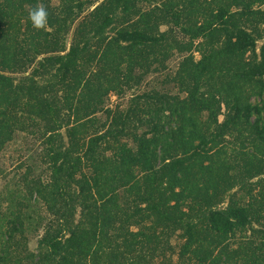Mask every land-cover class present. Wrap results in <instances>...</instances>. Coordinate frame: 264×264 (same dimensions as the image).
<instances>
[{"label": "trees", "instance_id": "16d2710c", "mask_svg": "<svg viewBox=\"0 0 264 264\" xmlns=\"http://www.w3.org/2000/svg\"><path fill=\"white\" fill-rule=\"evenodd\" d=\"M263 3L0 0V149L29 130L50 167L44 187L31 188L52 215L34 264H222L216 249L246 226L264 264V228L253 225L260 218L230 192L261 171L231 156L212 169L210 150L239 127L264 143ZM38 5L48 11L41 30L25 16ZM175 50L173 79L185 96L153 88L127 108L105 107V95L165 66ZM8 219L13 237L19 221Z\"/></svg>", "mask_w": 264, "mask_h": 264}, {"label": "rangeland", "instance_id": "374dc122", "mask_svg": "<svg viewBox=\"0 0 264 264\" xmlns=\"http://www.w3.org/2000/svg\"><path fill=\"white\" fill-rule=\"evenodd\" d=\"M161 1L139 0V4H142L143 8H148L151 4ZM57 2L58 0H53V3ZM93 7L94 5L90 8ZM260 7L264 8V3ZM85 9L81 16L87 13L89 8ZM28 13L29 9L27 7L25 16ZM194 14L196 16L200 12L196 11ZM21 18H23L20 20L23 26L25 17ZM26 27L23 31L31 32L29 25H26ZM23 28H25V25ZM161 28L165 29L167 25L163 24ZM73 29L74 27L67 35L68 45L72 40ZM176 29L179 36L183 37L184 33L180 31L179 27H176ZM263 41L264 37L258 40V45L260 46ZM195 56L196 58L200 57L199 51H195ZM181 58L182 53L175 50L166 61L165 66L159 68L154 64L151 69L142 72L143 75L139 81L132 80V85L125 86L123 91H110L108 95L104 96L105 102L103 104L105 107L109 106L114 109L118 107L127 108L131 105V99L136 93L149 92L153 88L185 96L186 92L173 79ZM138 70L139 68L136 69V72ZM97 115L101 119L106 117L103 110L98 111ZM201 116L207 119L208 111H203ZM223 117V114H220L221 120ZM164 118L167 119V116ZM148 127L142 125L138 131L140 132ZM28 131H17L14 138L0 149V264H34L30 255L38 252L39 238L44 232L45 224L52 216L47 207L46 197L44 195L43 197L40 195L38 197L35 194L31 195V188L35 183L43 187L47 183L50 176V167L38 134ZM63 131H65V128ZM225 136V141L210 149L211 152H215V162L212 163V169L214 165L227 164L230 156L235 158L236 162H243L245 167L258 166L256 170H260L261 174L254 176L247 174L243 186H236L230 192L235 193L234 197L240 203L249 204L252 209L256 210L260 219H255L253 225L257 228H264V143L260 139L258 141L253 140L249 130L243 127L233 128ZM127 138L130 142H133L130 136L127 135ZM259 161L261 164L257 165ZM207 163H209L208 159ZM231 171L236 172L237 168L235 167ZM247 172L248 170H246ZM228 200L229 196H227L226 201ZM9 216L15 218L17 222L19 221V229H13V237L11 235L13 220L8 219ZM77 216H79V213H77ZM21 220H23L22 227H20ZM132 228L137 229V225H133ZM260 235L264 237V230L260 232ZM229 236L227 239L228 246L223 249L219 247L215 251V254L219 255L222 264H257V259L260 261L258 257L260 251L254 250L250 245L251 242H249L250 240L254 242L257 237L249 229V226L238 228ZM170 242L174 246L173 257L177 260V250L182 242L178 231L171 236ZM82 263L91 264L85 262V260Z\"/></svg>", "mask_w": 264, "mask_h": 264}, {"label": "clouds", "instance_id": "9594fccd", "mask_svg": "<svg viewBox=\"0 0 264 264\" xmlns=\"http://www.w3.org/2000/svg\"><path fill=\"white\" fill-rule=\"evenodd\" d=\"M28 18L35 29H44L48 23V11L44 6L38 5L29 11Z\"/></svg>", "mask_w": 264, "mask_h": 264}]
</instances>
